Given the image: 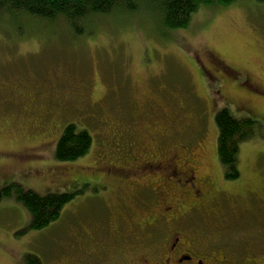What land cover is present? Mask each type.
<instances>
[{
	"label": "rangeland",
	"instance_id": "1",
	"mask_svg": "<svg viewBox=\"0 0 264 264\" xmlns=\"http://www.w3.org/2000/svg\"><path fill=\"white\" fill-rule=\"evenodd\" d=\"M142 10L145 15L134 18L120 13L102 18L95 32L80 35L63 20L0 18V188L18 184L40 193L77 190L59 219L41 230L29 227V213L16 197L3 199L0 264H23L28 253L42 256L44 264L86 254L110 256L118 233L125 236L122 241L134 239L142 210L133 200L125 214L114 198L101 205L108 193L115 195L108 181L96 180L101 172L81 175L84 167L109 165L102 157L117 154L121 148L115 141L130 143L132 128L141 138H151L149 124L164 122L162 142L175 125L179 142L209 144L199 155L222 183L216 112L228 107L237 117L250 115L264 123V100L247 93L264 92V3L239 0L228 7H202L189 27L177 30L167 29L150 7ZM213 53L243 77L249 75V86L238 87L223 75L212 77ZM247 97L251 105L246 107L242 102ZM69 122L89 129L93 143L83 157L61 163L54 153ZM263 123L241 143L242 180H228L231 190L223 195L222 211H199L182 220L212 241L223 236L224 249L240 258L264 256ZM112 128H120L122 136L112 139ZM38 131L41 139H27ZM35 144L33 151L11 156ZM130 148L132 155L140 152ZM30 168L37 171L30 174ZM162 229L151 230L149 242L158 243Z\"/></svg>",
	"mask_w": 264,
	"mask_h": 264
},
{
	"label": "flooded vegetation",
	"instance_id": "2",
	"mask_svg": "<svg viewBox=\"0 0 264 264\" xmlns=\"http://www.w3.org/2000/svg\"><path fill=\"white\" fill-rule=\"evenodd\" d=\"M211 56L210 67L211 70L213 68L216 71L212 72V77L223 75V78L236 82L238 87L249 86L251 83L249 75L243 77L240 70L227 64L221 56L214 53ZM247 93L252 98L264 100L263 91L254 89ZM236 101L239 102L241 99ZM250 101L247 97L242 103L247 107L251 105ZM163 129L166 130L164 122L156 125L150 123L148 130L153 137L145 136L147 139L145 140L135 128H132L129 144L119 139L117 143L114 142L121 148L117 154H112L113 157L109 159L102 157V162L110 160L109 165L104 163L84 167L82 171L84 173L81 174L89 176L101 172L102 175L96 180L103 178L108 181L115 195L110 197L111 194L108 193L106 201L100 203L101 205L108 206L111 198H114L121 213L125 214L129 205L128 200L134 201L133 203L143 212L139 219L141 221L137 224L139 233L132 237L134 238L132 241H122L121 238L125 236L118 233V241L110 256L86 254L70 257L58 262L59 264H239L234 261L233 256L230 257L232 254L224 250L223 236L220 242H215L199 234L195 228L182 224L184 218L199 211L207 213L222 211L223 195L231 190L230 182L226 180L225 175L222 176V183H219L216 171L211 170L212 166L206 162L204 164L200 158L199 150L208 149L209 144L198 141L194 142L195 145H191L189 140L179 142L175 125L172 127L171 137L162 142ZM109 132L110 129L107 128L106 133ZM121 132L120 128H112L108 135L112 136V139H117L115 137L122 136ZM39 133L38 131L31 135L27 134V139L35 143V140L43 137ZM36 147H38L36 144L33 147L28 146L23 149L25 151L14 152L15 154L11 156L14 159L20 153L33 151ZM130 147H135L140 152L132 155ZM202 169L205 173H202ZM31 170L33 169L27 171L30 174L37 171ZM123 190L127 192L122 193ZM140 191L143 192L139 193ZM216 219L221 220V218ZM162 228L166 230L160 236L158 243L149 242L153 234L151 230L160 232ZM253 260L256 261L255 258ZM244 261L245 264H249L248 261ZM42 263L44 264L43 261Z\"/></svg>",
	"mask_w": 264,
	"mask_h": 264
},
{
	"label": "trees",
	"instance_id": "3",
	"mask_svg": "<svg viewBox=\"0 0 264 264\" xmlns=\"http://www.w3.org/2000/svg\"><path fill=\"white\" fill-rule=\"evenodd\" d=\"M237 1L239 0H0V18L11 16L51 23L63 20L75 34L80 35L90 31L95 32L99 20L107 16L113 17L116 13L133 14V18L137 15H145L142 7L148 6L159 14L162 24L167 29L177 30L189 27L193 16L202 7H228ZM257 1L264 3V0ZM215 122L219 131L217 156L224 167L225 178L238 179L239 182L242 180L239 169L241 143L251 138L253 131L259 129L263 120L253 116L236 117L226 107L216 113ZM101 129L102 127L99 131ZM106 130L104 129L105 132ZM92 143L93 136L89 129L79 126L78 122H69L57 140L55 158L61 163L74 162L90 151ZM75 192L40 193L22 185L9 184L0 188V202L5 198L16 197L29 213V227L41 230L59 219L65 205L73 199ZM254 255L244 257L242 255L240 258L232 254L230 257L233 256L234 261L239 264H245L244 260L249 264L264 263V256ZM254 258L256 261L253 260ZM42 259V256L28 253L23 264H43Z\"/></svg>",
	"mask_w": 264,
	"mask_h": 264
}]
</instances>
